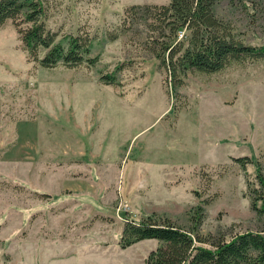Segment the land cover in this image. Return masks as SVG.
<instances>
[{
    "label": "rangeland",
    "instance_id": "rangeland-1",
    "mask_svg": "<svg viewBox=\"0 0 264 264\" xmlns=\"http://www.w3.org/2000/svg\"><path fill=\"white\" fill-rule=\"evenodd\" d=\"M41 2L39 22L55 43L87 36L96 62L42 68L17 34L29 23L0 26V264H29L59 240L110 246L124 218L189 230L196 207L201 237L264 229L250 207L253 168L233 161H257L264 177V60L187 72L173 95L145 45L146 23H123L130 6L168 0ZM214 14L264 45V0L220 1ZM109 32L119 35L108 41ZM150 242L132 250L148 252ZM124 256L105 263L138 264Z\"/></svg>",
    "mask_w": 264,
    "mask_h": 264
},
{
    "label": "trees",
    "instance_id": "trees-1",
    "mask_svg": "<svg viewBox=\"0 0 264 264\" xmlns=\"http://www.w3.org/2000/svg\"><path fill=\"white\" fill-rule=\"evenodd\" d=\"M220 1L232 4L245 0H168L166 5H133L125 10L123 23L127 26L124 29L130 30L139 22L137 20H143L146 29L149 28L145 45H149L158 67L165 72L173 95L187 72L211 74L231 61L264 60V45L247 44L217 19L214 7ZM41 3V0H0V26L10 19L18 27L14 23L18 16L29 23L26 29L17 28V34L28 54L42 68L57 65L71 68L83 63L92 66L96 57L89 56L90 39L68 36L63 45L55 43L56 35L39 22ZM118 35L109 32L105 36L108 41H113ZM39 52L43 53L40 58L37 57ZM119 69L115 67L113 73L104 76L107 83H113L114 73ZM233 161L252 166L258 188L250 187V207L257 217H264V177L257 161L248 157ZM203 217L202 207L192 209L189 230L166 219L153 218V215L138 221L124 218L119 247L124 249L143 240L157 241V247L147 254L144 264H264V229L245 231L228 238L217 234L201 237L198 229Z\"/></svg>",
    "mask_w": 264,
    "mask_h": 264
},
{
    "label": "crops",
    "instance_id": "crops-1",
    "mask_svg": "<svg viewBox=\"0 0 264 264\" xmlns=\"http://www.w3.org/2000/svg\"><path fill=\"white\" fill-rule=\"evenodd\" d=\"M121 231L122 228L113 236L114 239L110 246H97L91 242L76 244L67 240L44 243L39 254L34 253L29 256V264H101L100 262L105 263L106 261L111 263L115 258L123 259L126 252L133 254L132 258L135 262L144 264L147 254L154 250L157 245L148 252L141 249L132 250L135 245H138V242L121 249L118 244ZM143 241L151 243L152 240Z\"/></svg>",
    "mask_w": 264,
    "mask_h": 264
}]
</instances>
